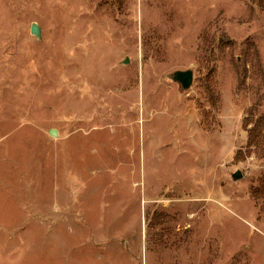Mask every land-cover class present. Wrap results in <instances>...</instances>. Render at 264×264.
I'll list each match as a JSON object with an SVG mask.
<instances>
[{
    "label": "rangeland",
    "instance_id": "rangeland-1",
    "mask_svg": "<svg viewBox=\"0 0 264 264\" xmlns=\"http://www.w3.org/2000/svg\"><path fill=\"white\" fill-rule=\"evenodd\" d=\"M258 121L264 0H0V264H264Z\"/></svg>",
    "mask_w": 264,
    "mask_h": 264
},
{
    "label": "water",
    "instance_id": "water-1",
    "mask_svg": "<svg viewBox=\"0 0 264 264\" xmlns=\"http://www.w3.org/2000/svg\"><path fill=\"white\" fill-rule=\"evenodd\" d=\"M31 32L35 35L39 36L40 30L37 23H33L31 26ZM194 73L192 69L186 70H177L173 74V79L181 84V86L185 89H188L193 84ZM50 133L53 135L57 134V130L55 128L50 130ZM242 176L241 172L238 170L234 173L235 178H240Z\"/></svg>",
    "mask_w": 264,
    "mask_h": 264
},
{
    "label": "trees",
    "instance_id": "trees-1",
    "mask_svg": "<svg viewBox=\"0 0 264 264\" xmlns=\"http://www.w3.org/2000/svg\"><path fill=\"white\" fill-rule=\"evenodd\" d=\"M246 126H248L249 124H251L252 122L250 121V119L245 121ZM249 131V141L247 146L249 147L248 152L250 151V148L252 146L255 147H260V144L264 141V126H263V121L260 122H256L255 124H252V126L248 129ZM264 190V186H262L261 189H258L257 191H262Z\"/></svg>",
    "mask_w": 264,
    "mask_h": 264
}]
</instances>
